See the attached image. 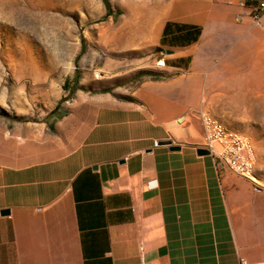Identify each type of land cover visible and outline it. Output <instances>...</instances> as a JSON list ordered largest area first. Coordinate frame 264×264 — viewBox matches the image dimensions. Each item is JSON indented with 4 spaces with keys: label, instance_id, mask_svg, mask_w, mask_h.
<instances>
[{
    "label": "crops",
    "instance_id": "0c3cea01",
    "mask_svg": "<svg viewBox=\"0 0 264 264\" xmlns=\"http://www.w3.org/2000/svg\"><path fill=\"white\" fill-rule=\"evenodd\" d=\"M258 1L158 0L146 21L161 20L164 80L133 102L74 89L64 118L0 130V264H264V187L199 154L190 113L203 100L241 120L222 123L249 139L264 186Z\"/></svg>",
    "mask_w": 264,
    "mask_h": 264
},
{
    "label": "rangeland",
    "instance_id": "374dc122",
    "mask_svg": "<svg viewBox=\"0 0 264 264\" xmlns=\"http://www.w3.org/2000/svg\"><path fill=\"white\" fill-rule=\"evenodd\" d=\"M157 1L0 0V130L64 118L74 88L101 86L133 102L144 81L164 80L161 20L146 21ZM203 112L243 131L225 105L200 100L190 111Z\"/></svg>",
    "mask_w": 264,
    "mask_h": 264
},
{
    "label": "built area",
    "instance_id": "2783aa9c",
    "mask_svg": "<svg viewBox=\"0 0 264 264\" xmlns=\"http://www.w3.org/2000/svg\"><path fill=\"white\" fill-rule=\"evenodd\" d=\"M240 5H243L240 3ZM264 14V0H259L249 13L253 23L260 25ZM158 68H163L164 59L156 61ZM203 126L201 149L216 156L230 172L248 180L252 189L260 192L262 184L254 170V154L249 139L239 132L227 128L220 120L207 112L201 114Z\"/></svg>",
    "mask_w": 264,
    "mask_h": 264
},
{
    "label": "water",
    "instance_id": "95a60500",
    "mask_svg": "<svg viewBox=\"0 0 264 264\" xmlns=\"http://www.w3.org/2000/svg\"><path fill=\"white\" fill-rule=\"evenodd\" d=\"M157 145H167V146H170V149L171 150H177L178 149V147L173 146V142H172L171 139L161 140V141L157 142ZM198 153L201 154V155H203V154H208L209 152L207 150H205V149H201L200 148L198 150ZM7 212H8L7 210H4L2 213H7Z\"/></svg>",
    "mask_w": 264,
    "mask_h": 264
},
{
    "label": "trees",
    "instance_id": "16d2710c",
    "mask_svg": "<svg viewBox=\"0 0 264 264\" xmlns=\"http://www.w3.org/2000/svg\"><path fill=\"white\" fill-rule=\"evenodd\" d=\"M161 42H162V43H164V38H163V37H162V40H161ZM74 89H76V88H74Z\"/></svg>",
    "mask_w": 264,
    "mask_h": 264
}]
</instances>
